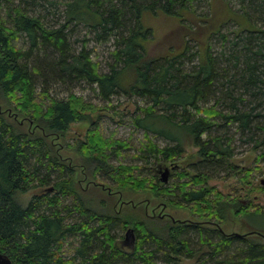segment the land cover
Instances as JSON below:
<instances>
[{
    "label": "trees",
    "instance_id": "16d2710c",
    "mask_svg": "<svg viewBox=\"0 0 264 264\" xmlns=\"http://www.w3.org/2000/svg\"><path fill=\"white\" fill-rule=\"evenodd\" d=\"M194 1L68 0L65 22L48 27L28 12V0H0V252L13 264H264L262 228L236 237L220 226L229 213L252 225L264 219V207L249 212L250 204L229 202L208 186L213 172L235 169L233 144L222 130L236 127L264 156V0H237L236 10L224 1L228 7L205 22L212 30L208 38L187 34L177 49L151 56L149 20L166 15L182 24L189 21L186 14H195ZM226 25L235 28L234 40L216 52L212 41H228ZM78 26L97 42L113 41L108 72L100 71L86 40L80 48L70 41ZM22 38L25 46L19 47ZM79 84L92 87L103 101L124 95L148 103L135 124L173 143L144 146L151 180L136 176L138 167L113 165L111 158L126 145L105 139L98 129L71 147L80 160L64 155L61 141L69 127L95 124L89 116L95 110L83 97H61L62 90ZM185 140L197 148L188 165L193 173L184 167ZM169 164L181 172L171 184L174 191L158 176ZM100 175L114 186L97 183ZM79 180L90 188L83 190ZM37 188L43 190L27 204L20 201ZM92 190V197L84 195ZM115 191L127 201L121 209ZM138 192L156 204L184 205L199 221L152 217L147 204L124 197ZM127 228L136 233L128 251L116 235ZM66 245L70 256L63 254Z\"/></svg>",
    "mask_w": 264,
    "mask_h": 264
},
{
    "label": "rangeland",
    "instance_id": "374dc122",
    "mask_svg": "<svg viewBox=\"0 0 264 264\" xmlns=\"http://www.w3.org/2000/svg\"><path fill=\"white\" fill-rule=\"evenodd\" d=\"M28 1L30 4V6H28V12H30L31 15L39 16L46 26L59 27L65 22L64 11L68 0ZM224 1L228 5L230 3L231 7L234 8L233 10L238 9L237 0H221L218 3H215L214 0H195L192 5V9L195 14L193 16L186 14L185 16L189 21H185L182 24L178 19L166 15H159L157 17L151 18L149 23L151 24L154 31V36L149 45L151 56L164 55L168 53V50H170L172 46L174 49H177V44L181 42V40L187 36V34H191L196 39L208 38L209 33L212 32V30H209L210 26L205 22H208L207 19H210L213 14L217 15L220 11L226 9L227 5ZM52 3H54V5H52ZM211 8H213V13L211 12ZM211 20L213 19L211 18ZM211 20H209V22ZM234 29L235 28L232 25H226L223 27V31L228 37L227 42H222V40L218 38L213 39L212 44L216 52H219L226 44L229 42L231 43L234 40ZM69 38L74 46L78 48L81 46L80 43H82L83 40H86L88 49L92 51L93 60L96 63H99L100 71H109L110 65L114 62V59L111 57V54L115 49L113 41L110 40L111 42H97L94 40L93 35L90 34V32L83 26H78L76 29H74L71 32ZM18 46H25V41L23 38L19 40ZM69 93H73L75 95L77 94L89 102L90 106L92 107V112L95 110V113L89 115L92 117L91 120L95 121V124L91 126L90 120L88 123L76 122L72 124L69 127V132L64 137V140L61 141V144H63L61 147L64 148V155L80 160L78 157H76V154L71 149V147H74L78 141L84 140L89 129H98L105 139L120 141L126 145L125 149L120 150L118 154L111 158V163L113 165H132L138 167L140 170L136 171V176L151 180L153 178L154 171L152 168H144L145 161L143 160L146 156L145 152H143L144 146H146L149 141H152L159 147L173 145V143L153 132L146 133L144 129L135 124L136 117L144 115L142 109H145L148 106V103L143 99L128 98L124 95H116L112 97L110 101H103L97 95V92L86 84L69 86L67 89L65 88V90H62L61 97H65ZM159 128H163L166 131L178 134L177 132L173 131L172 127ZM228 128L230 129L228 132L225 130L222 131H224L225 134L228 135V138L232 141L234 149V157L232 162L235 166V169L233 172L228 171V173L221 169H218L217 172H213L211 175L213 177L209 180L208 186L214 190V192H219L222 195L221 197L226 198L229 202L237 203L238 199L239 202H243L244 205L250 204L248 211L252 212L257 208L264 207L263 149H261L259 152L254 151L253 144L245 143L236 127ZM204 139H207V137ZM184 142L186 147V152L184 154L185 160L183 161L185 163L184 167L192 172V169L188 165L189 162L195 158L194 154H196L197 148L193 147L188 140H185ZM166 167H170V164ZM180 173L181 172L177 171L176 175L170 179L167 185L171 186L172 183H176L178 180H180ZM54 177L55 176L52 178ZM96 182L99 184L104 183L112 187L114 186V182L112 180L107 179V177H103L102 175L98 177ZM171 189L172 191L176 190L173 185L171 186ZM41 190L43 189H33L28 193L21 195L19 199L23 202V204H27L35 194L41 193ZM94 194V190L84 193V195L89 197H92ZM124 197L137 203L142 202L143 206L148 203L147 206H149L150 214L152 208L156 205L154 200L149 201L151 199L150 194L145 192L125 193ZM185 208L186 207L184 205H172L171 208H168L167 213L178 220L198 221V214H192L190 210ZM159 212L160 210H157L156 214ZM228 215V220L222 225L226 232L235 231L237 233H244L250 229H253L249 228L248 225H250V220L248 221L246 217H237L235 214L231 213ZM209 218L213 219L212 222H217L216 217L210 216ZM210 219L207 218L204 220ZM251 224L258 228L264 229V219L255 218ZM116 235L122 238L126 235V232H121L119 229H117ZM63 254L65 256L71 255L70 245H66L65 252H63ZM183 263L195 264L196 261L185 259L183 260Z\"/></svg>",
    "mask_w": 264,
    "mask_h": 264
},
{
    "label": "flooded vegetation",
    "instance_id": "af4514ba",
    "mask_svg": "<svg viewBox=\"0 0 264 264\" xmlns=\"http://www.w3.org/2000/svg\"><path fill=\"white\" fill-rule=\"evenodd\" d=\"M166 168H170V174H169V180H168V182L166 183V184H168L169 183V181H170V179L171 178H173L175 175H176V173H177V171L179 170V169H177L178 168V166L176 165V166H174L173 167V165H170V167H163L162 169H160V171H159V173H158V176H159V179H160V181H161V177H162V171H164ZM162 183V182H161ZM262 183H263V181H262ZM79 184L81 185V187H82V189L84 190L85 188H90V185H88L86 182H84V181H80L79 180ZM101 184V183H100ZM163 184V183H162ZM165 185V184H164ZM117 194V196L116 197H118L117 198V205H118V207H120V209L122 208V207H124L125 205H127V201L126 200H123V196L118 192V191H115ZM147 205H148V203H147ZM145 206V210L147 211V214L148 215H150V216H152V217H157V218H159L160 220H162L163 222H166V220H170L172 223H182V222H185V221H188L189 223H191V222H193V221H190V220H178V219H175V218H173V216H170L168 213H167V210H168V208H171L170 206H167L165 203H163V202H158L153 208H152V210H151V214L149 213V206ZM157 210H160V212L158 213V214H156V212H157ZM166 212V213H165ZM193 216H195V215H193ZM199 221V220H198ZM207 222H209L208 220H207ZM210 223H212L213 225H212V227H214V229H219L220 228V226L224 229V227L222 226V225H220L219 226V224H216V222H210ZM249 226V228H254L255 226H253V225H248ZM128 230H130V229H126L125 230V232H126V235L123 237V239L121 240V238L120 239H118V241L121 243V247L123 248V249H125V250H127L128 251V249H131L133 246H134V244H135V242H136V233L134 232V236H131V235H127L128 234ZM264 230V229H263ZM253 231H252V229H250V230H248V231H246V232H244V233H237V232H235V231H232V232H226V230L224 229V234H228V235H234V236H239V237H243V236H246L247 234H251ZM263 240H264V234H258Z\"/></svg>",
    "mask_w": 264,
    "mask_h": 264
},
{
    "label": "water",
    "instance_id": "95a60500",
    "mask_svg": "<svg viewBox=\"0 0 264 264\" xmlns=\"http://www.w3.org/2000/svg\"><path fill=\"white\" fill-rule=\"evenodd\" d=\"M169 174H170L169 168H166L164 171H162L161 182L163 184H166L168 182ZM127 235L134 236V230L133 229L128 230ZM0 264H13V263L9 257H7L6 255H4L0 252Z\"/></svg>",
    "mask_w": 264,
    "mask_h": 264
}]
</instances>
